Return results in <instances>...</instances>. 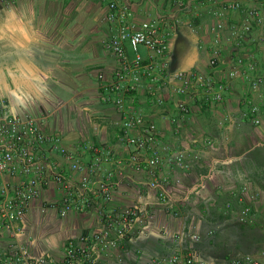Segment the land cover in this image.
<instances>
[{
    "label": "crops",
    "instance_id": "0c3cea01",
    "mask_svg": "<svg viewBox=\"0 0 264 264\" xmlns=\"http://www.w3.org/2000/svg\"><path fill=\"white\" fill-rule=\"evenodd\" d=\"M232 1L245 4V0ZM106 2L18 0L10 8H0V114L32 117L44 133L59 135L66 148L81 142L106 147L112 153L111 161L90 174L84 192L77 186L87 170L70 172L74 192L91 202L90 209L58 217L54 205L62 190L51 181L23 217L21 242L34 257L61 259L64 248L83 234L96 264H151L176 252L191 253L206 264H222L264 251V85L250 96L246 82L236 78L229 81L220 103L209 104L197 96L191 113L178 118L173 112L177 98L172 94L177 83L171 78L178 71L194 70L223 80L236 55L244 62L251 55L258 64V75L264 73L263 30L258 28V43L249 38L242 49L230 46L217 67L209 69L208 37L200 32L211 20L208 9L181 15L182 23L169 40V78L160 91L164 104L150 103L146 94L134 98L136 107L158 130V147L184 156L186 167L170 172L175 182L165 188L166 200L161 202L156 191L147 187L146 172L132 169L130 150L117 141L115 111L100 95L98 75L109 80L116 65L102 45L107 32L103 20ZM126 2L137 23L170 13L168 0ZM258 5L264 22V0H258ZM229 22L240 23L241 14L231 13ZM77 51L79 56L72 57ZM72 92L78 94L77 104ZM250 99L259 109L258 125L248 117ZM76 105L80 125L78 137L71 138L79 139L69 142L54 123H70ZM172 117L177 118L176 124L170 122ZM210 140L215 147L207 145ZM92 157L90 152L82 153L80 160L87 166ZM52 158L61 174L69 175L68 164L55 152ZM107 172L116 179L111 202L104 210L135 208L143 225L122 227L119 239L117 227L113 228L110 233L116 247L104 253L91 238L105 228L96 188ZM4 180L16 181L8 176ZM227 203L236 208L234 213L225 209ZM245 207L253 220L241 224L238 214ZM41 221L49 233L43 237L44 243L37 242L34 235V227Z\"/></svg>",
    "mask_w": 264,
    "mask_h": 264
},
{
    "label": "built area",
    "instance_id": "2783aa9c",
    "mask_svg": "<svg viewBox=\"0 0 264 264\" xmlns=\"http://www.w3.org/2000/svg\"><path fill=\"white\" fill-rule=\"evenodd\" d=\"M18 0H0V8H10ZM245 4L232 0H168L167 15L150 18L137 23L134 11L126 0H107L104 22L107 32L102 45L116 65L109 80L99 74L100 95L110 104L117 116L115 127L117 141L130 150L129 162L136 172L147 174V187L156 191L157 198L165 202V188L175 182L170 176L173 168H184V156L169 149L158 147L159 133L152 121L136 107L134 98L146 94L150 103L163 105L160 94L168 74L169 40L176 27L182 23V16L194 15V10L207 8L211 20L200 32L208 37L207 67L214 69L224 52L230 46L242 49L246 39L258 43V28L264 32V22L258 0H245ZM188 10V11H187ZM241 14V22H229L230 14ZM191 27V24H188ZM263 41V38L262 40ZM234 62L225 73L224 79H215L210 74L181 70L171 78L177 83L172 94L177 98L173 107L178 118L188 116L196 97L209 104L220 103L229 87V81L241 78L246 82L251 96L264 85V73L258 75V64L248 56V62L236 55ZM248 117L253 125H258L259 109L250 99ZM176 124L177 118H169ZM210 148L215 142L207 141ZM56 153L68 164L69 175L63 176L52 154ZM92 153L90 163L85 166L80 160L82 153ZM167 155L164 156L163 154ZM112 160V153L106 147H95L78 142L71 148L61 143L59 135L44 133L30 116L0 114V264H96L90 242L80 236L75 244L64 248L61 259L50 256L34 257L21 242L22 220L31 203L41 191L55 182L61 188V197L54 205L58 217L65 218L70 213H81L91 207V202L74 192V180L70 172L87 170L77 188L87 190L90 174L99 172L103 165ZM4 176L15 178V183L4 180ZM115 176L104 174L97 185V194L102 202L100 218L104 230L92 236L97 249L108 253L116 247L111 239V230L116 228V237L122 238L124 226L143 225L142 215L132 207L105 209L111 202ZM42 213L44 210H42ZM253 214L247 207L238 214L240 223H250ZM196 240V236L193 237ZM151 264H206L191 253L176 252ZM222 264H264V251L256 255H246L240 259Z\"/></svg>",
    "mask_w": 264,
    "mask_h": 264
},
{
    "label": "rangeland",
    "instance_id": "374dc122",
    "mask_svg": "<svg viewBox=\"0 0 264 264\" xmlns=\"http://www.w3.org/2000/svg\"><path fill=\"white\" fill-rule=\"evenodd\" d=\"M79 56V53L78 51L75 52V53H72V57H75L77 58ZM72 95H74V98H72V101L75 100L74 103H78L79 100L77 99L78 98V94L75 93V92H72ZM74 116H72V120L71 122L67 123V121H64V122H55L54 125L56 127V130L60 133L61 131L63 132V135L64 136V139H67L69 142H72L73 140L75 141L76 139H79V138H71L72 136H77V132L79 130V117H78V105H76V107L74 108ZM76 133V134H75ZM78 137V136H77ZM66 143V140H64V144ZM34 231H35V238L37 242H42L44 243V241L42 240L44 236L48 235V227H47V224L46 223H42L39 222L35 225L34 227Z\"/></svg>",
    "mask_w": 264,
    "mask_h": 264
},
{
    "label": "trees",
    "instance_id": "16d2710c",
    "mask_svg": "<svg viewBox=\"0 0 264 264\" xmlns=\"http://www.w3.org/2000/svg\"><path fill=\"white\" fill-rule=\"evenodd\" d=\"M226 205H225V209L228 211V213L232 214V213H234L236 211V208L233 206L232 203H227ZM263 224H264V219H263ZM81 236H83V234ZM78 264H82V263L80 262Z\"/></svg>",
    "mask_w": 264,
    "mask_h": 264
}]
</instances>
